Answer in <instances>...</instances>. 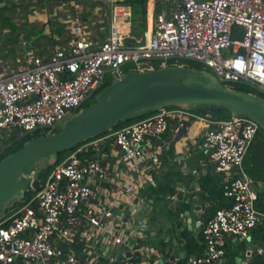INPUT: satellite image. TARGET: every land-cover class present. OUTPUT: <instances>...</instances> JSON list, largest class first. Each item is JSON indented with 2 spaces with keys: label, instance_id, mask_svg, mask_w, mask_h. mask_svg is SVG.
Segmentation results:
<instances>
[{
  "label": "built area",
  "instance_id": "2783aa9c",
  "mask_svg": "<svg viewBox=\"0 0 264 264\" xmlns=\"http://www.w3.org/2000/svg\"><path fill=\"white\" fill-rule=\"evenodd\" d=\"M130 16L129 9L115 10L108 36L98 43L75 15L68 45H56L48 56L32 54L16 69L0 63V136L9 128L54 130L106 84L108 72L122 76L128 63L142 70L156 67V60L192 59L223 84L249 85L257 90L249 92L264 97V0H163L152 30L133 37L122 31L121 17ZM211 115L166 106L77 144L28 201L0 218V264H126L135 258L149 228L145 189L156 184L153 172L163 165V144L152 138L167 132L171 118L178 119L177 134L192 119L210 122L202 144L207 164L228 174L227 202L204 222L205 250L186 260L218 264L227 253V235L249 238L264 217L244 168L260 125L244 114ZM111 143L116 146L106 150ZM85 153L91 157L85 159ZM258 244L264 253V241ZM253 247L252 242L250 255ZM159 259L152 260L149 250L130 264Z\"/></svg>",
  "mask_w": 264,
  "mask_h": 264
},
{
  "label": "crops",
  "instance_id": "0c3cea01",
  "mask_svg": "<svg viewBox=\"0 0 264 264\" xmlns=\"http://www.w3.org/2000/svg\"><path fill=\"white\" fill-rule=\"evenodd\" d=\"M162 1L146 0L147 25L142 31L136 29V33L142 35L152 30L153 14L162 8ZM6 5L9 11H1L0 14V63L10 70L28 63L32 54L48 56L56 45H68L73 39L70 22L75 15L82 18L87 33L101 43L109 34L114 11L129 9V19L126 21L121 17L122 31L129 37L137 35L132 30V15L135 6L139 5L138 0H0V7ZM2 14L12 17L15 30L10 24L1 25ZM177 121V118H171L167 132L160 138H152L153 142L163 144L160 155L163 165L153 172L156 184L147 185L145 192L154 194L164 204L158 212L160 222H153L151 225L153 220L149 221L151 228L144 234L142 240L145 242L141 240V250L126 264L142 259L149 250L152 260L165 258L169 264H181L189 255L203 253L205 243L202 230L205 221L198 220V217L205 214L207 219L215 205H222L227 201L221 189L228 174L225 170H217L207 164L209 155L202 147L204 133L211 126L210 122L205 118L192 119L187 124V130L180 135L174 131ZM256 145L257 142L254 146ZM251 149L249 148L246 156ZM263 150L260 142L257 155L261 161L264 160ZM83 157L88 159L91 155L85 153ZM244 168L246 169L245 166ZM250 177L259 192L258 209L264 212V180L259 178L256 181L251 175ZM160 184L168 185L162 189ZM162 193L165 196L161 197ZM196 198L194 211L197 219L189 216L183 221V211L189 209L191 201ZM178 218L184 226L182 232L175 226ZM176 234L179 244L173 247L169 256L164 255L160 249L164 246L165 238ZM262 240L264 241V217L252 229L249 238L227 235V253L218 264H264V253L258 251V243ZM252 242L254 249L250 255ZM108 251L111 254L113 247ZM173 256L175 259H172ZM107 258L102 257L104 261ZM112 264L124 263L118 260Z\"/></svg>",
  "mask_w": 264,
  "mask_h": 264
},
{
  "label": "water",
  "instance_id": "95a60500",
  "mask_svg": "<svg viewBox=\"0 0 264 264\" xmlns=\"http://www.w3.org/2000/svg\"><path fill=\"white\" fill-rule=\"evenodd\" d=\"M166 106L187 107L204 115L225 107L232 114L255 119L264 128V97L223 84L206 68L165 64L142 70L129 69L122 76L114 75L111 82L98 91L94 101L69 116L59 130L33 136L22 147L0 159V208L29 190L40 188L41 179L34 175L40 163L57 162L62 152L79 142ZM187 124L180 130V135L187 130ZM196 201L197 198L183 211V221L189 216L197 219ZM142 203L148 209V221L153 220L160 210L159 200L147 192ZM180 218L175 220V226L182 232L184 226ZM205 219V214L198 217L200 221ZM177 235L165 238L160 249L164 255L169 256L173 247L179 244ZM156 264H162L161 259Z\"/></svg>",
  "mask_w": 264,
  "mask_h": 264
},
{
  "label": "rangeland",
  "instance_id": "374dc122",
  "mask_svg": "<svg viewBox=\"0 0 264 264\" xmlns=\"http://www.w3.org/2000/svg\"><path fill=\"white\" fill-rule=\"evenodd\" d=\"M0 35H1V33H0ZM166 63L167 64L168 63H177V64H183V65H188V66L193 65V63H198L200 66L206 68L205 65L200 63V62H197V61L192 60V59L181 58V57H171L168 60H166L165 62H163L162 60H156L154 62V66H160V65L166 64ZM125 67H126V69L129 70V69L135 68L136 66L133 63H128ZM111 80H112V74L110 72H108L106 74V83H109ZM105 85L106 84H103L100 89H102ZM238 85H245V84H238ZM245 86L249 87L252 91H257L255 88L252 89V87H250L249 85H245ZM100 89L98 91H100ZM98 91L94 95H92L91 98L87 102L94 101L95 96L98 93ZM211 114H212L211 115L212 118H215V119H222L221 117L223 116V113L222 112L220 113L219 111L217 113L216 109L214 111H212ZM216 116H220V117H216ZM136 119L134 118V120H136ZM123 124H125V123H123ZM61 126H62V124L60 126L56 127V129H59ZM115 128L116 127L112 128V130ZM19 132H20V129H18V128H9V129L3 130V132L1 133V136H0V156L3 154H7L11 150L19 147L21 144H24L25 139L27 137L32 136L33 134H36V133L49 132V130H38V131H34L32 133H25V132L19 133ZM94 137H96V136H94ZM260 141L264 142V128L261 126L259 127V131H258L257 145L254 147L252 146L250 154L246 156L247 159L244 161V166L246 167L249 175H251L252 177H255L257 179L262 178V180H264V166H262L261 163L258 162L259 156L257 155L259 147H260ZM115 146H116L115 144L111 143L108 145L106 150H110L112 147H115ZM75 147L62 152L63 153L62 157L63 158L66 157L72 150L75 149ZM252 154H253V156H252ZM254 157H257V163L256 164L254 163V159H253ZM52 168H50L49 172L51 171ZM49 172L47 173V175L49 174ZM36 174H37V172L34 175H36ZM47 175L43 176L42 182L45 181ZM257 179H255V180L257 181ZM36 190L37 189L31 190V191L29 190L28 192H26V194L24 196H21L15 200H13L11 203H9L7 205H3L0 208V218L8 216L9 214H11L13 212V210L15 208L19 207L20 205H22L26 201H28L35 194ZM161 205H164V204L161 201H159L160 209L162 208ZM256 207L259 208L258 201L256 202ZM153 222H160V217H159L158 213H156L153 216V221L151 222V225ZM151 225L149 224V228L147 231L150 230ZM142 242H145V241L142 240Z\"/></svg>",
  "mask_w": 264,
  "mask_h": 264
},
{
  "label": "trees",
  "instance_id": "16d2710c",
  "mask_svg": "<svg viewBox=\"0 0 264 264\" xmlns=\"http://www.w3.org/2000/svg\"><path fill=\"white\" fill-rule=\"evenodd\" d=\"M139 1V5L138 6H135V8L133 9V15H132V21H133V32H135V34L137 35H140V33H136L138 32L137 30L140 29L141 31L144 30L146 28V25H147V6H146V0H138ZM1 11H9L8 10V6H3V7H0V14H1ZM7 13V12H6ZM1 25H8L10 24V27H12V29H16V26L15 24H13V19L12 17H10V15H3L1 16ZM13 24V25H12ZM138 27V28H137ZM137 29V30H136ZM168 64H177V63H168ZM189 66H196V67H200L202 68V66H200L198 63H193V65H189ZM157 67V66H156ZM111 82V81H110ZM109 82V83H110ZM108 84V83H106ZM237 88H240V89H243L245 91H250L251 89L245 85H237ZM93 102V101H92ZM91 102H86L85 105H88L90 104ZM216 111L218 113V111L221 113H223V116L221 118H228L232 115V112L225 108V107H218L216 108ZM217 115V114H216ZM216 117H220V116H216ZM139 118V117H137ZM136 119V118H135ZM134 120V119H133ZM132 119L130 120H126V121H123L121 122L120 124H118L117 126L115 127H118L120 125H122L123 123H128V122H131L133 121ZM61 128V127H60ZM59 128V129H60ZM114 128V127H113ZM59 129H54V130H59ZM112 130V129H111ZM110 131V130H109ZM259 131V130H258ZM45 133H48V132H44V133H36V134H33L32 136H29L25 139V141L33 136H37V135H40V134H45ZM258 141V132H257V135L255 136L254 140H253V143L251 145L250 148H252V146L254 147V144H256V142ZM262 141V140H261ZM260 141V142H261ZM80 143V142H79ZM78 143V144H79ZM263 147H264V142H261ZM23 144H21L19 147L11 150L10 152H8L7 154L13 152V151H16L17 149H19L20 147H22ZM264 151V150H263ZM7 154H3L0 156V159L3 157V156H6ZM62 154H60L59 156V160L57 162H52V163H47V162H43V163H40L39 165V169L37 171V176L41 179V182H42V178L43 176H46L47 173L49 172L50 168H52L56 163L62 161L64 158L62 157ZM254 163L256 164L257 163V157H254ZM246 160V158L244 159ZM261 163L262 166H264V160L261 161L260 160V157H259V161ZM257 177V176H256ZM254 179H257L255 177H253ZM168 184H165V185H161L160 186L162 187V189H164V187H166ZM161 189L160 192H162L163 190ZM34 190V189H33ZM31 191V190H30ZM221 192L223 194V186H222V189H221ZM227 202V201H226ZM225 204V203H223ZM222 204V205H223ZM221 205H215L214 209L212 210V212H214V210L218 207H220ZM203 235V233H202ZM186 260L187 258L184 260V262H182L181 264H186Z\"/></svg>",
  "mask_w": 264,
  "mask_h": 264
}]
</instances>
